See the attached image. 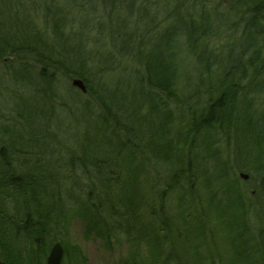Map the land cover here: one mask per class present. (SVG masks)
Returning <instances> with one entry per match:
<instances>
[{
    "label": "trees",
    "instance_id": "obj_1",
    "mask_svg": "<svg viewBox=\"0 0 264 264\" xmlns=\"http://www.w3.org/2000/svg\"><path fill=\"white\" fill-rule=\"evenodd\" d=\"M119 1L0 0V258L46 264L61 242L62 264H86L67 242L80 222L122 238L124 264H264V0H133L128 17ZM204 200L227 221L220 248Z\"/></svg>",
    "mask_w": 264,
    "mask_h": 264
},
{
    "label": "rangeland",
    "instance_id": "obj_2",
    "mask_svg": "<svg viewBox=\"0 0 264 264\" xmlns=\"http://www.w3.org/2000/svg\"><path fill=\"white\" fill-rule=\"evenodd\" d=\"M148 1H151V0H148ZM152 1H154V2H151V4L153 5L152 6L153 10L162 11V12L165 11L166 4H168V2H170V0H152ZM119 2L122 4V7L118 10L119 15L120 14L126 15V17L130 16V14H131L130 8H131V5L133 4V0H121ZM204 2L209 7L215 8L218 10H220V8H222V4H225L226 8L229 7V9L231 11L235 7L234 3L231 0H204ZM180 7L183 8V11L189 12L190 14H192L193 18L197 17V10L193 6H191L189 4H187V5L183 4ZM73 13L75 14L74 15L75 21L81 20L82 16L76 15L77 10H75ZM140 16H141V13L138 12L135 15V17H132L135 24H137ZM233 19L235 20L234 17L232 18V20ZM109 27H110L109 29L111 31H112V27H115V30H117L118 24H116V26L112 25ZM141 30H143V29H141ZM133 31L135 32L136 30H133ZM138 31H140V28H138ZM223 33H225V32H223ZM208 41H209V43L207 44L208 49L210 51H212L214 55L218 54V52H219L218 47H219V44L222 43L221 42L222 40H219L218 38H215L214 36H212L211 39H209ZM234 42L235 41L233 39L232 43H234ZM186 43L187 42H185V43L182 42L183 45L181 44V46H180L181 48L179 49V52H178V55L180 54V56L178 57L179 59H176V60L180 61V62H178L179 63L178 66H179L180 72L182 74H184V76L181 75L182 80H184L183 78H185L186 74L191 75V78L195 79V75H197L199 73V69H201V67L199 66L198 63L193 62L195 55L190 54V52L188 51V48L186 47ZM107 48H108V50H111V51L113 50L112 47L110 46V41H108ZM103 50H104L103 48L94 47V46H92L90 49V51L92 53L102 52ZM112 54H114V53L112 52ZM188 55L191 56L192 60L186 58V56H188ZM119 57L116 56V58H118V59H119ZM212 58H214L213 55H212ZM202 62L203 61H200L201 64H202ZM129 63H131V62H129L128 60H124V59L122 61H120V64L125 66L123 68L126 69V71L130 73V71L134 67L129 65ZM213 68L217 69V66H213ZM122 76L125 80L130 78L128 74L122 73ZM135 84L137 85V82H135ZM143 103H144L143 98H136L134 100V103H132V106L135 108H138V107H141L143 105ZM146 105H148V104H146ZM119 114H122L120 110H119ZM158 120H159V117H157L156 115H150V114L145 119L142 118L136 126L138 132L140 134L147 135L150 132L153 124L155 126L158 125ZM173 193H175L174 197L180 195L179 189H174ZM204 201H205V210L208 213V218L211 220V222L213 221L212 224H206V226L210 231L213 232L214 238L216 239L215 240L216 245L220 248L222 246V243H221L222 237L225 236V234H223L224 233L223 224H227V221L220 218V216H217L219 209L216 208V206L211 207L208 205L207 200H204ZM171 206H174V204L171 203V204H169L168 207L170 208ZM203 206H204V203H203ZM181 213H184V212L181 211L180 214ZM184 214H186V213H184ZM176 218H177V216H176ZM261 218L264 219V215ZM67 242L69 243V246H70L69 248L71 250L80 249L82 255L86 259V264H124L125 260L128 258L129 253H130L129 252L130 248H129L128 244H125L122 238H119L118 240L113 241V243L110 245H107L100 238L86 239L85 232H84V226L80 222H75L74 224L71 225L70 233L68 235V241ZM63 251H64V247H63ZM63 258H64V255H63ZM0 262H3L1 258H0ZM67 264H71V261Z\"/></svg>",
    "mask_w": 264,
    "mask_h": 264
},
{
    "label": "water",
    "instance_id": "obj_3",
    "mask_svg": "<svg viewBox=\"0 0 264 264\" xmlns=\"http://www.w3.org/2000/svg\"><path fill=\"white\" fill-rule=\"evenodd\" d=\"M73 86L77 87V88H79L85 92V86H84L82 81L75 80L73 82ZM242 177L244 179L248 178L246 175H242ZM63 255H64L63 247L60 244V242H58L52 247V249H51V251L47 257L46 264H61L62 259H63ZM0 264H3V263L0 262Z\"/></svg>",
    "mask_w": 264,
    "mask_h": 264
}]
</instances>
